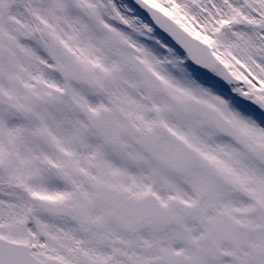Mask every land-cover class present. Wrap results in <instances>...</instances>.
<instances>
[{
	"label": "snow or ice",
	"instance_id": "6c2138e0",
	"mask_svg": "<svg viewBox=\"0 0 264 264\" xmlns=\"http://www.w3.org/2000/svg\"><path fill=\"white\" fill-rule=\"evenodd\" d=\"M0 264H264V0H0Z\"/></svg>",
	"mask_w": 264,
	"mask_h": 264
}]
</instances>
